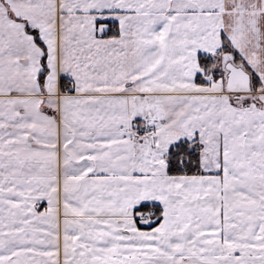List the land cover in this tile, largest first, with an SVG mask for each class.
Instances as JSON below:
<instances>
[{"label": "snow or ice", "instance_id": "obj_1", "mask_svg": "<svg viewBox=\"0 0 264 264\" xmlns=\"http://www.w3.org/2000/svg\"><path fill=\"white\" fill-rule=\"evenodd\" d=\"M0 264H264V0H0Z\"/></svg>", "mask_w": 264, "mask_h": 264}]
</instances>
